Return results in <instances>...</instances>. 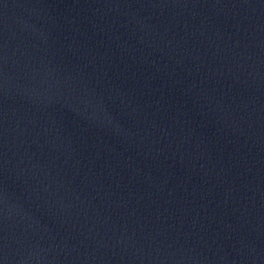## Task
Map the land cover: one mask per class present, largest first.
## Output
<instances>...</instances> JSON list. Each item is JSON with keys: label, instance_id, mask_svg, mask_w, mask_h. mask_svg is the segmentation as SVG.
Here are the masks:
<instances>
[{"label": "water", "instance_id": "obj_1", "mask_svg": "<svg viewBox=\"0 0 264 264\" xmlns=\"http://www.w3.org/2000/svg\"><path fill=\"white\" fill-rule=\"evenodd\" d=\"M0 264H264V0H0Z\"/></svg>", "mask_w": 264, "mask_h": 264}]
</instances>
